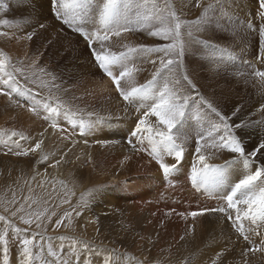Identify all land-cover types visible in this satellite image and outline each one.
<instances>
[{
    "label": "rangeland",
    "instance_id": "rangeland-1",
    "mask_svg": "<svg viewBox=\"0 0 264 264\" xmlns=\"http://www.w3.org/2000/svg\"><path fill=\"white\" fill-rule=\"evenodd\" d=\"M165 2L178 15L182 10L181 18L191 22L182 32H191L193 40L183 66L160 72L158 86L162 88L168 80H180L186 73L219 112L244 125L236 135L242 137L247 149L250 150L247 144L251 138L254 141L250 145L258 146L264 141V81L254 75L256 70L264 71V20L258 0H226L223 6L214 0H200L199 7L194 0H129L123 14L134 20L138 15L150 14L153 4L162 8ZM210 4L212 7H208ZM5 19L10 23L0 24V61L4 62L0 74L14 72L20 85L36 95L0 94V214L10 216L12 210H17L12 217L16 225L28 229L27 238H36L35 264H44L45 260L51 264L54 260L47 250L49 244L70 262L75 261V247L80 257L75 264H101L100 257L109 255L105 250L113 249L112 259L119 264H211L221 252L224 264H264V254L242 255L251 241L259 245L264 239L249 235L254 225L243 223L244 234L249 235L246 241L224 214L205 213L195 219L188 215L222 206L211 189L205 191L187 183L197 158H193L199 139L195 130L206 127L205 122L214 114L203 116L206 109L197 104L185 131L173 130L176 143L187 149L183 167L165 177L147 143L151 148L153 145L146 138L141 144L139 137L130 135L139 119L144 118L145 109L124 102L112 79L97 67L91 49L98 45L90 44L82 34L88 28L77 32L64 25L55 16L50 0H0V20ZM93 22L100 26L94 6L78 23ZM151 25L153 31L169 26L162 17L153 19ZM169 42L137 29L112 37L105 46L117 51L124 45L151 48ZM209 45L226 51L222 53ZM150 59L157 60V56ZM136 64L143 71L127 85L121 81V87L145 84L159 68L158 63L154 66L148 59H138ZM30 100L53 108L58 103L59 111L52 113L43 107L32 111L35 105ZM46 116L55 117L58 127L52 129L54 121ZM156 124L155 116L147 117V126L155 128ZM41 127L55 133L42 140L40 149L26 156L16 155L17 151L34 148L32 137ZM5 132L18 133L23 139L6 136ZM75 132L90 146L82 150L78 145L72 149L65 146L66 139L75 136ZM156 147L163 149L159 144ZM89 148L93 153L87 151ZM202 149L218 158L216 164L232 159L227 152L212 148L210 142ZM163 150L165 162L172 163L173 157ZM84 151L90 153L87 156L98 157L95 168L87 157L78 155ZM189 153L193 155L186 162ZM116 156L119 162L115 161ZM132 157L135 164L131 166ZM238 167L245 170L241 164ZM21 215L33 223L24 224ZM256 231L264 233V228ZM21 238H25L24 233ZM85 242L92 251L98 250L96 256L87 254ZM20 252L19 243H10L7 264H20ZM0 264H4L2 249Z\"/></svg>",
    "mask_w": 264,
    "mask_h": 264
},
{
    "label": "snow or ice",
    "instance_id": "snow-or-ice-1",
    "mask_svg": "<svg viewBox=\"0 0 264 264\" xmlns=\"http://www.w3.org/2000/svg\"><path fill=\"white\" fill-rule=\"evenodd\" d=\"M129 0H50L51 6L54 9V14L61 19L62 23L69 28H75L77 32H81L83 28H88L89 31L82 34L88 39L90 44H97V48L91 49L93 58L97 63V67L103 74L109 76L114 82L119 96L128 105H139L143 107L144 118H140L135 124L134 129L130 130L132 138L139 137V142L144 143L146 138L152 145V153L159 162L165 177L183 167L185 148L184 144H177L174 139L173 130L180 133L185 131V125L192 119L193 108L199 104L201 108L206 109L203 116H208L209 112L214 114L205 122L207 126H200L195 130V136L199 139L196 141L195 152L197 158L191 167V181L197 187H203L205 191L211 189L215 192L216 197L221 202L220 207L207 208L198 211H192L190 215L193 219L197 216H202L205 213L224 214V218L230 221L236 231H238L243 239L249 240V235L264 236V233L256 231L258 228H264V141H261L258 146L247 149L242 137L236 135V131L244 125L236 121H230L229 116L219 112L213 104L208 101L200 92L196 83L193 82L186 73L182 74L180 80H168L160 88L157 76L162 71L171 72L173 69H179L183 66L185 53L190 50V45L193 40L191 32H182L185 25L191 23L181 18L170 4L164 3L161 8L159 5L153 4L150 14H141L136 19H129L123 14V10L128 7ZM215 4L223 6L226 0H214ZM261 20H264V0H258ZM197 7L200 6V0H194ZM95 7L99 13L100 26L95 22L92 24H82L78 21L88 15L90 7ZM7 8V5H3ZM212 7V5H208ZM166 14V15H165ZM163 18L168 21L169 26L163 30H152L151 21L155 18ZM10 22L0 20V24L8 25ZM43 27V25H41ZM91 29H96L92 31ZM137 29L147 30L148 34L153 37H159L169 43H162L157 47H148L139 45L130 47L124 45L120 50L113 51L110 46L106 47L107 42L111 41L112 37H120L122 33H128ZM203 43V42H202ZM220 52H225V49L219 48L217 45H209ZM157 56V60H151L152 55ZM138 59H148L154 66L158 63L159 68L153 73L152 79L145 84L139 86L121 87V81H125L126 85L134 81L135 75L143 69L136 64ZM4 67V62L0 61V68ZM115 69V71H114ZM118 72V74H117ZM256 77L264 81V71L256 70ZM13 93L32 97L36 95L31 89L20 85L14 72L0 74V94L11 97ZM35 106L31 109L36 111L43 107L45 111L57 113L60 105L53 108L50 104L41 105L34 100H30ZM139 110V108L137 109ZM261 110L264 111V105H261ZM238 109L232 112L235 116ZM155 116L157 124L155 128L146 125L147 117ZM52 118V128H57L55 117ZM83 129V124H81ZM4 135L20 137L18 133L5 132ZM200 141L205 144L201 145ZM210 146L216 150L227 152L232 159L226 160L223 164L210 163L211 156H205L202 147ZM42 140L36 142L34 148L29 147L17 151L15 154L26 156L35 149H40ZM132 140L129 139V144ZM186 143V140H185ZM162 145L166 149V155L173 157L172 163H167L164 160V150H157L156 145ZM259 154V155H258ZM240 162L245 171L235 173L238 178L228 179L230 165ZM249 165L252 167L249 168ZM227 181V182H226ZM66 202V201H65ZM23 207V206H21ZM7 211V209H6ZM80 213L77 211L76 213ZM17 215V210H12L11 215L0 214V249H2L4 264L8 262V252L10 243L17 242L20 245L21 262L20 264H35L33 249L37 247L35 236L27 238L28 229H22L17 226L12 217ZM66 215H69L66 213ZM184 218L187 216L180 213ZM20 219L24 224L30 225L33 223L31 219H25L23 215ZM63 221V217L57 220V226ZM247 221L250 225H254L252 232L245 235L243 223ZM39 227V224H37ZM25 234V238H21V234ZM43 237V234H39ZM15 237V241H13ZM62 239V238H61ZM251 246L248 247L242 255L259 252L264 254V239L260 240L259 245L251 241ZM84 249L88 250V255L96 256L97 251H92V247L85 242ZM48 253L54 257L51 264H75L80 257L76 253L75 247L72 249V255L75 261L64 260L58 251L53 250L52 245H48ZM39 251H44L43 244L39 246ZM109 251L108 256H101V264H119L117 260L112 259V252ZM227 251V250H225ZM120 255V253H117ZM224 264V252L218 253L216 258L211 261V264ZM44 264H49L45 260ZM245 264L247 262L245 261Z\"/></svg>",
    "mask_w": 264,
    "mask_h": 264
},
{
    "label": "bare ground",
    "instance_id": "bare-ground-1",
    "mask_svg": "<svg viewBox=\"0 0 264 264\" xmlns=\"http://www.w3.org/2000/svg\"><path fill=\"white\" fill-rule=\"evenodd\" d=\"M116 101V100H115ZM118 101V100H117ZM119 102V101H118ZM116 103V102H115ZM116 106V105H115ZM108 109H110L109 107H108ZM129 109V108H128ZM106 110V109H105ZM104 110V111H105ZM127 114V113H126ZM109 115V114H108ZM20 117H21V115H20ZM131 117V116H130ZM142 117H143V115H142ZM79 121V120H78ZM76 122H77V120H76ZM75 122V123H76ZM42 124V123H41ZM40 124V125H41ZM80 127H81V121H80ZM43 126V125H42ZM78 126V125H77ZM153 126V125H152ZM45 127V126H44ZM46 128H43V127H41L40 129H39V132H36L35 133V135H34V137H32V138H34L33 139V141H35V143L36 142H38V140H45V138H46V136L48 137L50 134H54L55 132L54 131H51V130H49V131H47V130H45ZM53 129V128H52ZM79 129H81V128H79ZM81 131H82V129H81ZM258 131V130H257ZM256 132V131H255ZM57 133V132H56ZM258 133V132H257ZM73 134H75V136H71L72 138H68V139H66L68 142H67V144L65 145V146H67V147H69L70 149H72V147H74L73 145H78V148L79 149H85V147L86 146H90V145H86V142L84 141V140H82L81 138H80V136H78V134H76V132L75 133H73ZM257 136V140H259V137L260 136H258V135H256ZM64 138H66V137H64ZM83 138H84V136H83ZM248 138V137H247ZM48 139V138H47ZM46 139V140H47ZM249 139V138H248ZM256 140V141H257ZM251 141V142H250ZM254 140L251 138V140H249V143L247 144L248 145V147H249V149L251 150L252 148H254L255 146H253V145H250L252 142H253ZM261 141V140H260ZM104 142V141H103ZM253 144V143H252ZM258 145V144H257ZM75 148V147H74ZM186 148V147H185ZM67 149V148H66ZM187 149V148H186ZM211 149V148H210ZM76 150V149H75ZM80 150V151H81ZM92 150V148H89L87 151L89 152V151H91ZM205 150V149H204ZM202 151H203V149H202ZM207 151V150H206ZM209 152H210V150H208ZM212 151V150H211ZM88 152H86V151H84V152H79L78 153V155L80 154L83 158H85V157H87V159H89L90 161H91V163H93V168H95L94 167V163H95V161H96V158H98L96 155H91V157L90 156H87V155H89L90 153H88ZM92 152V151H91ZM186 152V151H185ZM73 153V152H72ZM93 153V152H92ZM188 153V152H187ZM207 153V154H206ZM204 152V154H205V156L207 157V156H210V153H208V152ZM213 153V152H212ZM193 154L191 153H189L188 155H187V157H186V162H188L187 160L189 159V158H191V156H192ZM216 155V154H215ZM75 156V155H74ZM184 157H185V155H184ZM195 157H197V154H196V152L194 153V156H193V158H195ZM211 157H212V155H211ZM228 158V157H227ZM119 160V157H117L116 156V158H115V161H118ZM80 161V160H79ZM119 162V161H118ZM210 162H212V163H214V162H217V163H219V160H218V158H212L211 160H210ZM134 163V157H132V159H131V166H132V164ZM135 164V163H134ZM133 164V165H134ZM237 164H241L240 162H237L236 164H234V165H230V168H229V179H233V178H238V177H235L234 176V174L235 173H239V172H243V171H245V170H243V169H241V168H239V169H237L236 168V165ZM118 165V164H117ZM242 165V164H241ZM121 167V166H120ZM250 167V166H249ZM100 169H102V167H99V170ZM124 169V168H123ZM125 170V169H124ZM122 172V171H121ZM106 173V172H105ZM43 174V173H42ZM152 196V195H151ZM212 218V217H211ZM225 220V219H224ZM247 224V223H246ZM233 226V225H232ZM220 233V232H219Z\"/></svg>",
    "mask_w": 264,
    "mask_h": 264
}]
</instances>
